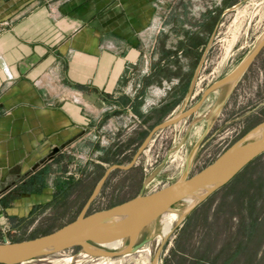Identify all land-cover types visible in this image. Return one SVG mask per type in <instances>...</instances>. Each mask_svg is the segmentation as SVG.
Returning a JSON list of instances; mask_svg holds the SVG:
<instances>
[{
  "label": "rangeland",
  "instance_id": "rangeland-1",
  "mask_svg": "<svg viewBox=\"0 0 264 264\" xmlns=\"http://www.w3.org/2000/svg\"><path fill=\"white\" fill-rule=\"evenodd\" d=\"M119 1L125 5L135 2L132 7L137 8L136 16L149 21L142 33L145 51L151 55L150 64H167L155 80L167 79L170 88L166 92H172L171 103L179 108L166 117L163 109L155 108L143 123L107 128L104 137L90 142V150L82 153L87 159L77 176L80 184L57 194L60 199L34 209L25 220L18 221L16 216L1 219L0 242L6 237L11 242L28 240L69 224L83 210L112 164L131 162L154 126L193 107L204 90L234 70L264 36V0ZM229 3L233 6L225 5ZM195 43H199L196 48ZM181 78L186 79L185 86L175 89L179 85L174 83ZM232 90L227 96L229 86L221 87L194 115L156 131L134 166L110 172L90 212L110 208L140 192L152 193L181 179L192 152L195 154L188 176L195 174L263 122L264 46ZM208 125L207 135L196 147ZM217 191L183 215L164 241L157 240L161 231L158 219L139 239L154 235L147 248L109 257L105 264H264V155ZM13 195L4 200H12ZM184 206L181 201L174 209L182 212ZM81 252V247H70L24 264H94ZM71 257V262L64 261Z\"/></svg>",
  "mask_w": 264,
  "mask_h": 264
},
{
  "label": "crops",
  "instance_id": "crops-1",
  "mask_svg": "<svg viewBox=\"0 0 264 264\" xmlns=\"http://www.w3.org/2000/svg\"><path fill=\"white\" fill-rule=\"evenodd\" d=\"M134 3L0 0V220L77 187L82 153L107 128L179 108L155 80L167 64H150Z\"/></svg>",
  "mask_w": 264,
  "mask_h": 264
},
{
  "label": "water",
  "instance_id": "water-1",
  "mask_svg": "<svg viewBox=\"0 0 264 264\" xmlns=\"http://www.w3.org/2000/svg\"><path fill=\"white\" fill-rule=\"evenodd\" d=\"M263 46L264 36L234 70L224 75L220 80L210 84L204 90L201 99L193 107L166 118L164 122L154 126L148 137L139 146L138 152L131 162L124 165L112 164L99 179L100 181L92 191V195L84 204L83 210L69 224L53 232L42 234V236L28 238V240L11 242L6 239L0 242V263L24 264L34 259L56 255V253L70 249V247H81L82 251L94 257L124 256L128 253L136 252L152 240L153 234L139 241L141 234L155 224L162 214L173 209L177 203L188 197L200 195L201 197L197 203L203 201L232 180L253 159L264 154L263 121L252 128L246 136L224 150L208 166L195 174L188 176L191 161L195 154L192 152L186 159L187 165L181 179L154 190L152 193L145 194L140 192L139 195L127 199L125 202L113 205L107 209L90 212L92 202L97 198L99 191L113 169L121 168L125 170L134 166V163L140 154L145 151L156 131L175 125L182 119L194 115L212 92L223 86H229V93L227 94L229 96L237 81L262 51ZM208 130L209 125L203 136L196 142V147L207 135ZM254 132L256 133L253 134ZM116 241H123L126 246L123 249L113 251L105 247V245Z\"/></svg>",
  "mask_w": 264,
  "mask_h": 264
},
{
  "label": "bare ground",
  "instance_id": "bare-ground-1",
  "mask_svg": "<svg viewBox=\"0 0 264 264\" xmlns=\"http://www.w3.org/2000/svg\"><path fill=\"white\" fill-rule=\"evenodd\" d=\"M255 133L256 132H254L253 134H255ZM200 197L201 196L199 195L196 197L185 198L182 200V203L185 205L182 212H179L178 210L173 208V209L168 210L166 213L162 214L158 218L161 221V231L158 234V237L156 236L158 242L164 241L165 239H167L169 237V235H171V232L173 231V228H174L176 222L180 221V219L183 217V215L195 206V204L197 203V201ZM125 246H126V243L123 241H116V242H113L111 244L105 245V247L111 251L123 249ZM145 246L146 245H143L141 247V249L147 248ZM81 253H82L83 258L90 257L92 259V261H94V264H105L110 260V258L106 257V256H99L98 258H94V256L88 254L87 252H81ZM71 260H72V257L64 259V261L66 263L71 262Z\"/></svg>",
  "mask_w": 264,
  "mask_h": 264
},
{
  "label": "trees",
  "instance_id": "trees-1",
  "mask_svg": "<svg viewBox=\"0 0 264 264\" xmlns=\"http://www.w3.org/2000/svg\"><path fill=\"white\" fill-rule=\"evenodd\" d=\"M225 5H226L227 7H231V6H233L231 3H229V4H225ZM216 20H217V19H216ZM217 21H218V20H217ZM216 23H218V22H216ZM198 44H199V43H195V44H194V45H195L194 47H195V48L198 47ZM183 92H184V94L186 93L185 91H183ZM263 155H264V154H262V155L256 157L255 159H253L252 162L249 163L247 166H245L242 170H240V171L238 172V174H239L240 172H242L243 170H245L246 168H248L249 166H251L253 162L257 161V159H259V158L262 157ZM238 174H237L232 180H230L228 183L224 184V186L230 184L233 180H235V179L238 177ZM224 186H223V188H224ZM217 192H218V191H215L214 193L211 194V196H213V195L216 194ZM211 196H209L208 199H210ZM0 264H1V263H0Z\"/></svg>",
  "mask_w": 264,
  "mask_h": 264
},
{
  "label": "built area",
  "instance_id": "built-area-1",
  "mask_svg": "<svg viewBox=\"0 0 264 264\" xmlns=\"http://www.w3.org/2000/svg\"><path fill=\"white\" fill-rule=\"evenodd\" d=\"M62 96H63V99L70 98V97L73 99L75 98V95H69L68 92H65V93L62 92Z\"/></svg>",
  "mask_w": 264,
  "mask_h": 264
}]
</instances>
